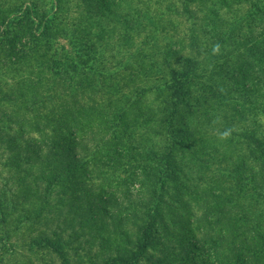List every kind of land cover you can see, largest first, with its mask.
Here are the masks:
<instances>
[{
    "label": "rangeland",
    "instance_id": "374dc122",
    "mask_svg": "<svg viewBox=\"0 0 264 264\" xmlns=\"http://www.w3.org/2000/svg\"><path fill=\"white\" fill-rule=\"evenodd\" d=\"M29 1L39 15L56 16L53 36L28 38L31 24L22 11ZM59 1L60 10L55 0H0V260L60 262L49 251L26 245L40 231L50 232L41 225L32 229L22 216L39 202L32 195L35 186L25 188L19 180L23 169L36 168L29 163L37 162L31 159L41 152L43 140L33 129L21 131L12 119L22 111L32 115L19 98L27 87L41 100L77 110L97 103L100 112L109 111L107 104L118 98L128 106L135 102L133 111L142 116L140 137L147 145L166 146L175 136L191 141L189 149H177L173 159L179 167L169 171L171 179L163 178L171 186L167 193L182 195L186 210L203 202L204 191L226 187L235 190L234 204L241 212L248 205L263 211L264 199L255 191L264 158L251 137L264 144V61L253 57L254 48L263 46L264 16L257 13L264 15V0L261 5L259 0L230 5L226 0H195L191 16L184 0ZM184 60L190 61L194 76L178 75L188 80L186 98L170 99V72L180 73ZM241 71L245 75L237 77ZM171 103L177 105L173 116ZM86 122L73 120L72 125ZM75 149L67 151L76 155ZM126 156L130 161L125 159L124 165L134 163L132 155ZM78 167V178L70 185L80 193L95 191L85 180L86 166ZM130 172L123 168L126 176ZM175 177H180L179 187ZM136 187L131 185L129 192ZM178 197L173 205L184 209ZM98 219L107 221V214L98 213Z\"/></svg>",
    "mask_w": 264,
    "mask_h": 264
},
{
    "label": "trees",
    "instance_id": "16d2710c",
    "mask_svg": "<svg viewBox=\"0 0 264 264\" xmlns=\"http://www.w3.org/2000/svg\"><path fill=\"white\" fill-rule=\"evenodd\" d=\"M226 1L228 5L242 2ZM262 1L259 0V5ZM55 2V9L60 10V1ZM195 2L184 0V10L189 16L195 13L191 9ZM28 3H24L22 11L31 24L28 38L53 36L56 16L39 15ZM261 8L263 12L264 7ZM262 41V48H254L253 55L260 61H264V36ZM184 62L180 73L170 72L173 81L169 85L170 99L186 98L187 79L194 76V70L188 66L189 60ZM178 75L187 79L181 80ZM243 75L241 71L237 77ZM25 92L19 98L25 108L33 111L32 115L22 111L12 119L21 131L33 129L43 140L38 145L41 152L31 159L37 162L29 163L36 168L23 169V178L19 180L25 188L35 186L32 195L39 202L29 214L23 210L22 216L32 229L41 225L50 230L40 231L36 239L27 241L31 249L49 251L60 259L59 264H264V210L258 213L255 206L248 205L241 212L234 204L235 190L210 188L202 194L203 202L190 210L182 204V195L177 203L184 209L173 205L178 196L167 193L171 186L163 178L171 179L169 171L179 167L177 159H173L177 149L182 152L189 149L191 141L186 143L175 136L171 138L172 144L166 146L147 145V140L140 137L142 116L133 111L136 103L128 106L125 99L118 98L115 102L110 99L109 111L103 108L100 112L97 103L88 110H77L63 103L55 106V101L41 100L28 87ZM175 106L171 103L172 116L176 114ZM73 120L87 122L73 126ZM186 129L190 135L193 133L189 127ZM251 140L260 147V158H264V144L252 137ZM75 147L76 155L69 154L67 148ZM129 154L134 163L124 165ZM147 160L153 165H148ZM79 165L86 166L85 180L95 191L80 193L70 185V180L78 178ZM125 166L133 170L127 176L123 173ZM173 180L178 187L182 184L180 177ZM259 180L260 184L256 183L259 191L255 193L264 199L263 171ZM133 184L138 186L135 193L128 190ZM98 213L107 214L108 220L100 222ZM54 215L58 221L53 220ZM166 217L172 222H167ZM52 224L56 228L50 229ZM0 264L9 263L0 260Z\"/></svg>",
    "mask_w": 264,
    "mask_h": 264
},
{
    "label": "clouds",
    "instance_id": "9594fccd",
    "mask_svg": "<svg viewBox=\"0 0 264 264\" xmlns=\"http://www.w3.org/2000/svg\"><path fill=\"white\" fill-rule=\"evenodd\" d=\"M216 47L218 48L219 46L217 45Z\"/></svg>",
    "mask_w": 264,
    "mask_h": 264
}]
</instances>
